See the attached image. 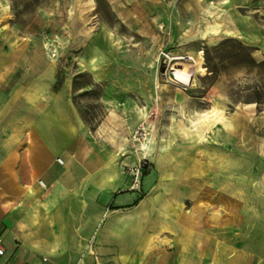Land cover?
Returning <instances> with one entry per match:
<instances>
[{
  "label": "rangeland",
  "instance_id": "rangeland-1",
  "mask_svg": "<svg viewBox=\"0 0 264 264\" xmlns=\"http://www.w3.org/2000/svg\"><path fill=\"white\" fill-rule=\"evenodd\" d=\"M209 1L0 0V91H63L156 241L182 227L264 264V18ZM212 106L230 128L190 124Z\"/></svg>",
  "mask_w": 264,
  "mask_h": 264
},
{
  "label": "crops",
  "instance_id": "crops-1",
  "mask_svg": "<svg viewBox=\"0 0 264 264\" xmlns=\"http://www.w3.org/2000/svg\"><path fill=\"white\" fill-rule=\"evenodd\" d=\"M228 2L264 18V0ZM117 175L63 91H0V264H220L212 238L182 227L171 243L152 238Z\"/></svg>",
  "mask_w": 264,
  "mask_h": 264
},
{
  "label": "bare ground",
  "instance_id": "bare-ground-1",
  "mask_svg": "<svg viewBox=\"0 0 264 264\" xmlns=\"http://www.w3.org/2000/svg\"><path fill=\"white\" fill-rule=\"evenodd\" d=\"M228 4H229L228 0H220L217 2L210 1L209 2L210 7H219V8H226L228 6ZM208 11H209V14L211 15L212 12L210 10H208ZM217 30H218V24L217 23H213L208 27V31L217 32ZM189 67H190L189 65H187L183 62H177V63L172 65L171 72H170L169 76H171V78L177 82L186 83L189 80V71H188ZM195 67H196V69H198V71L203 73V68H201L199 66H195ZM190 124L196 128L198 125H203L206 130H210L213 127H216L218 124L226 126V129L231 127V122L226 120V118L223 114V110L216 107V106H212L208 110H204L202 112L195 113L194 117L192 119H190ZM110 131H111V129H110ZM204 138H205V135H203L201 137L202 140H204ZM143 153H146V151L143 150Z\"/></svg>",
  "mask_w": 264,
  "mask_h": 264
},
{
  "label": "built area",
  "instance_id": "built-area-1",
  "mask_svg": "<svg viewBox=\"0 0 264 264\" xmlns=\"http://www.w3.org/2000/svg\"><path fill=\"white\" fill-rule=\"evenodd\" d=\"M39 183L42 185L43 183H42V181H39ZM4 248H3V246L1 245V243H0V258L4 255Z\"/></svg>",
  "mask_w": 264,
  "mask_h": 264
}]
</instances>
